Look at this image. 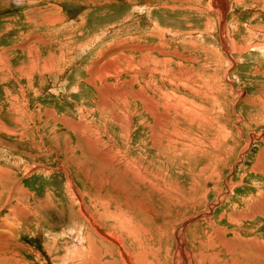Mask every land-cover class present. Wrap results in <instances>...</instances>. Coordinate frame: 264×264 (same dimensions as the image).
<instances>
[{
    "label": "rangeland",
    "instance_id": "obj_1",
    "mask_svg": "<svg viewBox=\"0 0 264 264\" xmlns=\"http://www.w3.org/2000/svg\"><path fill=\"white\" fill-rule=\"evenodd\" d=\"M218 1L0 0V264L118 261L82 184L136 264H264V0Z\"/></svg>",
    "mask_w": 264,
    "mask_h": 264
},
{
    "label": "bare ground",
    "instance_id": "obj_2",
    "mask_svg": "<svg viewBox=\"0 0 264 264\" xmlns=\"http://www.w3.org/2000/svg\"><path fill=\"white\" fill-rule=\"evenodd\" d=\"M216 1H218V0H216ZM218 3H219V1H218ZM221 11V10H220ZM222 12V11H221ZM24 14H25V12H24ZM222 17V16H221ZM28 22H31L32 21V19H26ZM32 24V23H31ZM222 29V28H221ZM222 31H223V29H222ZM29 34V33H28ZM25 36V35H24ZM222 42H224V41H222ZM225 43V42H224ZM223 43V44H224ZM231 44V43H230ZM29 46V45H28ZM226 45H225V49H226ZM46 65V64H45ZM47 66V65H46ZM97 72V71H96ZM119 72H121V71H119ZM110 74V73H109ZM112 74V73H111ZM104 75V74H103ZM87 81V80H86ZM92 83H93V80H92ZM129 87V86H128ZM123 88V87H122ZM124 89V88H123ZM129 98V97H128ZM139 96H133V98H132V101L133 102H136L137 100H139ZM141 101H142V99H141ZM149 113V112H148ZM114 121H115V119H114ZM131 121V120H130ZM132 124V123H131ZM119 125V124H118ZM139 125V124H138ZM120 127V126H119ZM139 127V126H138ZM127 130H129V129H127ZM126 130V131H127ZM121 131V130H120ZM124 132V131H123ZM128 134H129V132H127ZM152 134V133H151ZM122 137V136H121ZM120 137V138H121ZM125 137H126V135H125ZM125 137H123L124 139H125ZM119 138V139H120ZM92 141V140H91ZM90 141V142H91ZM149 141H151V142H153L154 143V148H159L160 149V147L162 148V151L165 153V157H167L168 159L169 158H171V160H174V157L177 155V151L175 150V148H174V146H171L170 145V143H168V146H165L166 147V149H164V146H162L161 144L159 145L158 144V142H157V138L152 134V136H150V138H149ZM87 142H89L88 140L84 143V144H86ZM96 142V141H95ZM160 142V141H159ZM94 143V142H93ZM152 143V144H153ZM95 145H97L96 143H94ZM125 144H126V147L128 148L129 147V144H130V140H129V135H128V137H126V139H125ZM94 147V146H93ZM140 147V146H139ZM75 148V147H74ZM76 148H80L79 146H76ZM173 148V149H172ZM95 149V148H94ZM141 149H142V146H141ZM171 149V150H170ZM77 150H79V149H77ZM151 150H153V149H151ZM95 152V151H94ZM94 152H93V154H94ZM97 152V151H96ZM126 152V151H125ZM124 152V153H125ZM100 154H102V155H106V153L105 152H102V151H100L99 152ZM111 152L110 151H108V154H110ZM128 153V152H127ZM98 154V153H97ZM112 154V153H111ZM126 154V153H125ZM169 154H171L170 156H169ZM101 155V156H102ZM101 156H99V155H92V154H90V158H91V160H94V164H99L100 163V160H101ZM103 156V157H104ZM107 158V157H106ZM120 158V157H119ZM213 158V157H212ZM214 160V159H213ZM110 161V163H111V159L109 160ZM115 161V160H114ZM106 162H108V161H106ZM133 162H131V161H129L128 159H126V161H125V164H123V165H117L116 167L117 168H124V171L126 170V171H130L131 170V172H134V174H137V176H138V178H137V180H136V184H137V188L138 189H146V188H149L150 189V191L151 192H158L159 194H162L161 195V197H166L167 199H170L171 198V196H169V195H167L166 194V190L168 191V190H170L169 192H174V193H178V190H179V188L176 186V185H174V183L172 182V179H171V176L173 175V174H175V175H179V172L178 171H174L173 172V174L172 175H169L168 174V171H166V173H162V171H163V169H162V171H161V176H156L157 178H156V180H151V181H149L146 177V172H145V168L142 166V165H140L139 163H140V160H138L137 161V166H135V165H133L132 164ZM83 164V163H82ZM111 164H113V166H115V163H111ZM173 164V163H172ZM84 165V164H83ZM101 166V165H100ZM99 166V167H100ZM84 167V166H83ZM86 167H87V165H86ZM102 167V166H101ZM104 167V166H103ZM83 169V168H82ZM102 169H104V168H102ZM113 170V169H112ZM171 171L173 170V168L172 169H170ZM88 171V170H87ZM104 171H105V169H104ZM117 171V170H116ZM115 172V171H114ZM117 173V172H116ZM126 174V173H125ZM155 174V173H154ZM166 174H168L169 176H170V180L168 179V177L166 176ZM85 175V173L83 174V176ZM157 175V174H156ZM158 175H160V174H158ZM86 176V175H85ZM115 176V175H114ZM120 176V175H119ZM136 176V175H135ZM136 176V177H137ZM180 176H182V174H180ZM192 176V175H191ZM195 176V175H194ZM116 177V176H115ZM122 177V176H121ZM152 177H153V175H152ZM125 178V177H124ZM218 178V177H217ZM89 179V178H88ZM118 179H120V177H118ZM128 179V178H127ZM155 179V178H154ZM122 180V179H121ZM109 181V180H108ZM118 181V180H117ZM120 181V180H119ZM118 181V182H119ZM127 181V180H126ZM177 181H180V180H177ZM198 180H195V182L194 183H192L191 185H189V188L188 189H191L193 186H194V184L197 182ZM114 182V181H113ZM122 182H123V180H122ZM129 182V181H128ZM80 183H81V181H80ZM121 183V182H120ZM72 184V183H71ZM70 184V185H71ZM82 184V183H81ZM95 184V183H94ZM124 184V183H123ZM122 184V185H123ZM79 185V184H78ZM106 185H107V183H106ZM117 186V185H116ZM126 186H129V185H126ZM89 187V186H88ZM94 187V186H93ZM112 187V186H111ZM195 187V186H194ZM117 188V187H116ZM131 188V187H130ZM130 188H128V189H130ZM68 189V188H67ZM127 190V189H126ZM137 190V189H136ZM99 191V190H98ZM133 191V190H132ZM95 193H97L96 191H94ZM146 192V191H145ZM100 193V192H99ZM142 193V192H141ZM163 193H165V194H163ZM81 195H82V197H83V199L85 200V202H84V206L87 208H90L91 210H89L87 213L89 214L88 216H90L91 218H96V219H94L95 220V222L97 223V224H95V223H91L92 225L90 226V224L88 223L89 221H87V219L85 220L84 218V222H83V225L85 226V231H86V236H87V239H88V246L87 247H89L90 248V246L93 244L94 245V248H95V253H96V255H97V257H99L98 255L101 253L102 255H103V253H104V251H102V248L104 247V248H106V251H105V253H107V249H111V250H113V251H116V253H117V255L119 256V260L118 261H106L107 262V264H125L124 262H126V264H136V262L132 259V254L130 253V252H128V251H126V252H123V250L122 249H120V248H122V246H123V248H124V244L121 242V240L120 239H118V237H117V239L116 238H114L113 236H111L110 234L108 235L107 233H109V232H107V233H105V234H103L102 233V227H100V225H99V223H100V221H98V220H100V219H98V215L96 214V212L94 211V208H99V207H101V206H99V205H101L100 204V200H98L95 196H89V194H88V192H87V189H86V187L82 184V186H81ZM143 195V194H142ZM76 197H78V195H77V193H76ZM100 198V197H99ZM78 199H80V202L82 203V200H81V198H80V196L78 197ZM102 199V198H101ZM74 201V200H73ZM177 201V200H176ZM78 202V201H77ZM262 202V201H261ZM103 203V202H102ZM259 203V202H258ZM255 204V203H254ZM77 205V204H76ZM257 205V204H256ZM82 206V205H81ZM99 206V207H98ZM94 207V208H93ZM76 208V207H75ZM249 209V208H248ZM78 210H79V208H78ZM82 210H83V208H82ZM250 210V209H249ZM87 211V210H86ZM86 211L85 210H83V213H84V215H86ZM252 211V210H251ZM260 211L261 210H259V209H253V211L251 212V213H249V214H244V215H239V216H235L233 219H232V222L233 223H243V222H246V221H248V220H254L255 218H257V217H264V212H262V213H260ZM78 217V216H77ZM80 218V217H79ZM209 221V220H208ZM94 224V225H93ZM100 234H103L102 236H105V239L103 238V237H101V236H99ZM107 234V235H106ZM181 236V235H180ZM106 238H108L111 242H113V243H111V242H109ZM92 239V240H91ZM118 242H120V243H118ZM254 243H255V241H254ZM113 244H116V246L117 247H119V248H116V246H114ZM120 244H121V246H120ZM253 244V243H252ZM92 245V246H93ZM179 246L181 247L182 246V244L180 243L179 244ZM251 246V245H250ZM253 246V245H252ZM249 248V247H248ZM182 249V248H181ZM180 249V250H181ZM252 250L254 249V247H252L251 248ZM118 250V251H117ZM122 250V251H121ZM126 250V249H125ZM179 250V251H180ZM87 251H85V253H86ZM182 252V251H181ZM253 252H255V251H253ZM252 252V253H253ZM256 252H258V251H256ZM256 252H255V254H256ZM90 253V252H89ZM88 253V254H89ZM94 253V254H95ZM183 255H184V253H183ZM252 255V254H251ZM254 255V254H253ZM87 256H89V255H87ZM95 256V255H94ZM122 256V257H121ZM84 257V256H83ZM101 257V256H100ZM90 258V257H89ZM93 258H95V257H93ZM101 258H103V257H101ZM98 259V258H97ZM255 259L256 260H258V257H257V255H256V257H255ZM84 260V259H83ZM83 260L81 261V263L83 262ZM87 260H89V259H86V261ZM102 260V259H101ZM126 260V261H125ZM256 260H254L253 262L255 263V262H257ZM89 262H91V261H89ZM93 262V261H92ZM91 262V263H92ZM97 262V261H96ZM100 262V261H99ZM105 262V261H104ZM104 262L102 263V264H104ZM84 263H85V260H84ZM145 263V262H144ZM67 264V263H66ZM98 264V263H97ZM100 264V263H99ZM252 264V263H251Z\"/></svg>",
    "mask_w": 264,
    "mask_h": 264
},
{
    "label": "water",
    "instance_id": "obj_3",
    "mask_svg": "<svg viewBox=\"0 0 264 264\" xmlns=\"http://www.w3.org/2000/svg\"><path fill=\"white\" fill-rule=\"evenodd\" d=\"M222 6V5H221ZM222 9V8H221ZM222 11V10H221ZM223 13V12H222ZM225 13V12H224ZM224 13H223V15H224Z\"/></svg>",
    "mask_w": 264,
    "mask_h": 264
}]
</instances>
